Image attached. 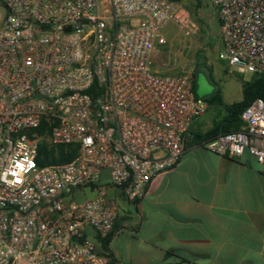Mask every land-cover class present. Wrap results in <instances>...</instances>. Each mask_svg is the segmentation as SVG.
<instances>
[{
	"label": "built area",
	"instance_id": "obj_1",
	"mask_svg": "<svg viewBox=\"0 0 264 264\" xmlns=\"http://www.w3.org/2000/svg\"><path fill=\"white\" fill-rule=\"evenodd\" d=\"M207 1L227 64L264 76V0ZM167 24L192 33L176 0H0V264H106L107 191L134 203L183 154L206 103L189 74L151 70ZM239 120L199 146L264 168V101ZM41 140L75 154L40 166Z\"/></svg>",
	"mask_w": 264,
	"mask_h": 264
},
{
	"label": "crops",
	"instance_id": "obj_2",
	"mask_svg": "<svg viewBox=\"0 0 264 264\" xmlns=\"http://www.w3.org/2000/svg\"><path fill=\"white\" fill-rule=\"evenodd\" d=\"M196 121L189 134L212 126L194 131ZM107 197L116 215L105 251L97 248L106 264H264V168L246 152L227 158L192 145L136 202Z\"/></svg>",
	"mask_w": 264,
	"mask_h": 264
},
{
	"label": "rangeland",
	"instance_id": "obj_3",
	"mask_svg": "<svg viewBox=\"0 0 264 264\" xmlns=\"http://www.w3.org/2000/svg\"><path fill=\"white\" fill-rule=\"evenodd\" d=\"M176 2L188 12L192 33L184 36L173 24L163 27L160 35L165 43L154 46L151 70L158 74L184 73L191 76L195 68L192 90L195 98L203 100L217 94L225 104L239 101L240 79L224 59L215 10L207 0ZM241 77L245 80L248 75ZM223 116L219 106L206 104L204 114L194 124V131L212 125Z\"/></svg>",
	"mask_w": 264,
	"mask_h": 264
},
{
	"label": "trees",
	"instance_id": "obj_4",
	"mask_svg": "<svg viewBox=\"0 0 264 264\" xmlns=\"http://www.w3.org/2000/svg\"><path fill=\"white\" fill-rule=\"evenodd\" d=\"M194 72L195 68L193 69L191 74L192 90ZM237 76L240 79L241 99L231 104L223 103L217 94L210 96L208 99H203L206 104H214L219 106L224 112V116L217 122L213 123L209 130L201 134H189V131H187L183 139L184 149L192 145L199 146V143L202 142L204 139L213 136L217 133L237 130L240 126V113L254 99L258 98L264 101V76L249 74L248 78L245 80L242 79L241 75L237 74ZM38 130L39 132H43L44 130H47V127L45 126V124H41ZM37 153L38 155L36 162L40 166L46 164L64 163L72 159L75 154V147L70 145L53 147L47 144L45 140H41L37 144ZM109 236L110 234L104 240L99 241L100 248L103 251H105V246Z\"/></svg>",
	"mask_w": 264,
	"mask_h": 264
}]
</instances>
